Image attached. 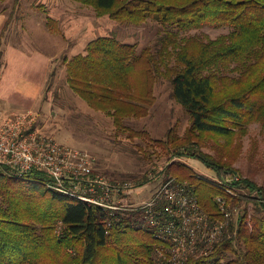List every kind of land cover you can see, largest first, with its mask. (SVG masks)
Returning a JSON list of instances; mask_svg holds the SVG:
<instances>
[{
	"label": "trees",
	"instance_id": "trees-1",
	"mask_svg": "<svg viewBox=\"0 0 264 264\" xmlns=\"http://www.w3.org/2000/svg\"><path fill=\"white\" fill-rule=\"evenodd\" d=\"M77 1L120 23L155 21L167 31L155 49L138 50L136 44L115 37L92 40L85 54L67 63L69 87L110 116L118 132L142 136L151 148L161 147L167 161L196 157L218 178L231 175V187L256 192L250 221L243 209L236 224L233 208L246 203L243 192L230 195L196 177L191 166L179 160L156 172L163 180H189L210 221H224L231 211L219 240L206 248L200 245L178 264H264V184L233 167L250 125L257 122L264 129V0ZM204 28L228 31L211 38ZM158 77L172 84V97L189 115L185 137L170 128L164 138L153 139L126 122L147 115L156 101ZM205 134L236 136L237 145L227 149L216 139L215 154L202 152L200 137ZM251 150L252 157L256 141ZM151 153L146 150L143 158L152 159ZM122 176L111 180L135 185L149 181L147 173L139 180L134 173ZM49 182L41 170L17 175L0 166V264H166L159 253L166 243L152 228L136 225L140 211L109 213L51 188ZM218 194L223 204L214 198Z\"/></svg>",
	"mask_w": 264,
	"mask_h": 264
},
{
	"label": "rangeland",
	"instance_id": "rangeland-1",
	"mask_svg": "<svg viewBox=\"0 0 264 264\" xmlns=\"http://www.w3.org/2000/svg\"><path fill=\"white\" fill-rule=\"evenodd\" d=\"M0 14L5 16V24L0 33V56L3 43L8 42L22 49L40 50L52 58L47 67L42 92L35 101L34 110H31L35 116L33 129H38L63 145L88 151L95 157V173L106 175L109 179H119L123 178V174L134 173L139 180L153 166L164 167L168 162L179 160L191 166L197 173L196 177L202 181L216 187L221 186L225 190L224 184L228 183L231 175L218 178L213 170L196 157L182 156L167 161L168 155L161 147L151 148L147 139L142 136L130 137L127 131L118 132L110 116L93 109L68 85L67 63L78 54H85L89 42L103 36L115 37L122 42L136 44L138 50L144 47L155 49L167 31L160 23H120L111 18L109 13L97 12L90 4L77 0H3L0 1ZM202 31L214 38L226 33L228 29L204 28ZM169 49L172 50L171 47ZM172 90V84L166 78L158 77L154 87L156 101L150 106L147 115L129 118L126 122L135 130L146 131L153 139L164 138L170 128L178 137H185L190 128V118L184 107L172 97ZM200 139L199 149L210 154L218 151L217 141L221 146L226 143L227 149L237 145L236 136L225 138L205 134ZM191 140H195V136ZM255 141L257 151L251 157ZM146 150L148 153L154 150L155 153H151L152 159L143 158ZM237 151L238 147L234 154ZM236 158L238 159L233 167L240 170L242 176L264 184V129L259 123H252L249 133L242 137ZM175 180L185 181L193 187L189 180L176 177ZM161 181L163 177L160 176L144 183L134 194V198L139 202L149 200ZM230 189L232 193L225 191L234 196L243 192L247 200L246 203L241 202L239 208H233L236 209V224L243 209L247 210V220L250 221L254 206L252 202L257 200L256 192L248 189L238 191L234 187ZM193 191L195 192V188ZM218 197L219 194L214 196L215 199ZM197 199L205 212L199 198ZM224 201L225 205L228 204L226 199Z\"/></svg>",
	"mask_w": 264,
	"mask_h": 264
},
{
	"label": "built area",
	"instance_id": "built-area-1",
	"mask_svg": "<svg viewBox=\"0 0 264 264\" xmlns=\"http://www.w3.org/2000/svg\"><path fill=\"white\" fill-rule=\"evenodd\" d=\"M34 117L28 110L0 119V166L17 175L31 170L44 171L55 181L53 188L99 205L109 213L114 210L140 211L136 225L152 228L156 236L167 243L165 249L159 251L166 264H178L190 252L198 251L200 245L206 248L219 240L231 211L225 213L224 221H210L193 188L187 182L173 178L161 181L149 200L139 202L134 194L142 185L113 181L95 173L94 156L33 129ZM161 169L162 166H153L147 173L149 180L158 179L156 172ZM233 179L235 182L238 177ZM65 181L70 184L68 189L64 186ZM224 186L232 193L229 184ZM217 200L223 204L220 197Z\"/></svg>",
	"mask_w": 264,
	"mask_h": 264
},
{
	"label": "crops",
	"instance_id": "crops-1",
	"mask_svg": "<svg viewBox=\"0 0 264 264\" xmlns=\"http://www.w3.org/2000/svg\"><path fill=\"white\" fill-rule=\"evenodd\" d=\"M4 24L5 16L0 14V33ZM51 59L40 50L3 43L0 56V119L34 110Z\"/></svg>",
	"mask_w": 264,
	"mask_h": 264
},
{
	"label": "bare ground",
	"instance_id": "bare-ground-1",
	"mask_svg": "<svg viewBox=\"0 0 264 264\" xmlns=\"http://www.w3.org/2000/svg\"><path fill=\"white\" fill-rule=\"evenodd\" d=\"M50 178H51V177H50ZM54 182H55V181L51 178V182H49V183H50L49 186H50L51 188H53L52 185H54ZM64 186H65V188L68 189V188L70 187V184H69L68 182L65 181ZM54 189H55V188H54ZM55 190H57V189H55ZM57 191H59V190H57ZM59 192H62V191H59ZM63 193H65V192H63ZM66 194H67V193H66ZM81 200H82V199H81ZM95 205H96V204H95ZM98 206H99V205H98ZM99 207H100V206H99ZM100 208H101V207H100ZM114 211H115V210H114ZM111 212H113V211H111Z\"/></svg>",
	"mask_w": 264,
	"mask_h": 264
}]
</instances>
